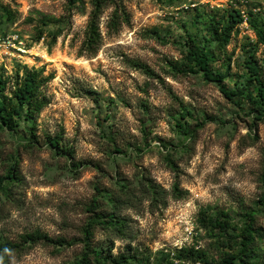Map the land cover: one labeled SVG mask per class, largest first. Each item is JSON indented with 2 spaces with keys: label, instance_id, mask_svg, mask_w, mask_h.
Wrapping results in <instances>:
<instances>
[{
  "label": "rangeland",
  "instance_id": "rangeland-1",
  "mask_svg": "<svg viewBox=\"0 0 264 264\" xmlns=\"http://www.w3.org/2000/svg\"><path fill=\"white\" fill-rule=\"evenodd\" d=\"M116 3L125 11L118 30L107 26L116 5L109 2L100 18L99 50L89 56L81 49L92 0H0V38L16 34L29 47L18 55L0 46L6 93L20 67L50 77L40 91L49 102L41 114L33 121L22 117L13 133L0 129V264H77L94 202L125 226L122 232L97 227L95 247L129 256L131 264H204L180 257L190 249L217 264L228 250L198 226L201 210L229 214L235 228L252 213L264 227V112L220 90L244 82L251 54L264 81V46H256L243 22L213 64L225 77L221 84L170 67L185 60L188 39L204 41L212 17L226 20L234 9L264 17V0ZM52 33L60 35L50 48ZM54 137L73 149V158L50 146ZM13 167L16 179H8ZM176 183L186 192L182 198L173 191ZM34 231L68 245L8 250ZM258 246L264 257V242Z\"/></svg>",
  "mask_w": 264,
  "mask_h": 264
},
{
  "label": "trees",
  "instance_id": "trees-1",
  "mask_svg": "<svg viewBox=\"0 0 264 264\" xmlns=\"http://www.w3.org/2000/svg\"><path fill=\"white\" fill-rule=\"evenodd\" d=\"M78 1L70 0V3L74 5ZM109 2L116 4L115 11L107 25L109 29L118 30L121 14L125 13L124 10L120 12V3H116V0H92V11L89 15L81 49L89 56L95 55L99 50L102 40L100 18ZM3 11L10 20L14 18V13L10 9L4 7ZM243 22L244 18L238 9L229 11L226 20L212 17L208 23V36L200 43L193 38L188 39L186 42L187 55L185 60L183 62H171V69L175 74L184 76L203 74L207 81L221 84L225 77L213 71V64L217 62L220 54H225L226 47ZM246 22L255 35L256 46H264V17L249 11ZM43 35L44 31H41L36 42H39ZM59 35V33L51 34L50 48L55 45ZM244 63L249 73L248 77H244V82L242 84L236 82V89H227L222 86L220 90L227 99L233 100L234 97H244L254 111L261 110L264 112V81L260 75L261 67L257 59L253 57V54ZM135 64L138 69H142L147 73L150 72L142 64ZM22 69L23 72L21 73ZM22 69L20 67L15 73L11 94L6 93L8 79L0 75V129H7L12 133L19 127V120L22 117L26 121H33L49 104L41 96L40 91L49 82L50 77H44L42 71ZM185 114L188 116V111H185ZM259 116L263 117L261 113H258L255 118L261 120ZM179 128L185 130L182 125ZM49 144L63 155H68L70 158L74 157L73 149L64 146L60 137L50 139ZM167 161L175 171V163L169 157ZM17 165L15 164V169ZM15 169L14 167L11 168L7 175L8 179H16L17 171ZM261 184L264 192V170L261 175ZM173 191L176 198H182L186 194L185 191L179 189L178 183L174 185ZM153 194L158 195L157 193ZM261 202L264 205V195ZM90 210L94 213V216L84 228V239L82 240L84 255L83 259L77 264H131L130 260L132 259L129 256L120 255L113 257L110 248L98 249L94 245V230L97 227L102 226L122 232L125 226L120 218L115 213L104 212L95 202L92 203ZM241 222V227L235 228L232 225L230 215L227 213L217 212L210 214L204 210L198 213V226L208 230L217 237L215 244H218V247L228 250V252L225 251L221 255L217 264H264V257L258 246L259 242H264V227L257 224L255 215L252 213H244ZM29 243H47L57 246L68 245L63 238H52L47 234L34 231L23 235L20 245H9L7 248L11 251ZM180 257L192 261L200 260L204 264H214L209 261L205 253L197 252L193 249L183 250L180 253Z\"/></svg>",
  "mask_w": 264,
  "mask_h": 264
},
{
  "label": "built area",
  "instance_id": "built-area-1",
  "mask_svg": "<svg viewBox=\"0 0 264 264\" xmlns=\"http://www.w3.org/2000/svg\"><path fill=\"white\" fill-rule=\"evenodd\" d=\"M244 23L247 21V17L243 15ZM4 45L5 47L14 50L18 55L25 54L29 47L18 35H7L6 37L0 38V46Z\"/></svg>",
  "mask_w": 264,
  "mask_h": 264
}]
</instances>
